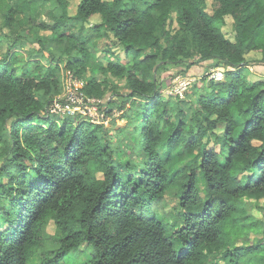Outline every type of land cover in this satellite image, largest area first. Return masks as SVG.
Listing matches in <instances>:
<instances>
[{
  "label": "trees",
  "instance_id": "16d2710c",
  "mask_svg": "<svg viewBox=\"0 0 264 264\" xmlns=\"http://www.w3.org/2000/svg\"><path fill=\"white\" fill-rule=\"evenodd\" d=\"M0 1V264H264V82L245 74L264 55V0ZM70 77L106 117L123 111L128 147L104 123L44 114ZM167 198L173 221L142 215Z\"/></svg>",
  "mask_w": 264,
  "mask_h": 264
},
{
  "label": "rangeland",
  "instance_id": "374dc122",
  "mask_svg": "<svg viewBox=\"0 0 264 264\" xmlns=\"http://www.w3.org/2000/svg\"><path fill=\"white\" fill-rule=\"evenodd\" d=\"M18 0H4L5 3L11 4V5H15V2H17ZM70 3V14H74L77 5L79 4L80 0H68ZM1 3V1H0ZM40 4V10H41V15L38 19V25H41L43 22L48 24V25H53V20L50 18L49 13L51 12H55V13H59V11L56 9L55 5L51 2H45V1H39ZM4 7L0 6V28H2L4 34L9 35L10 31L7 27H4L3 25V21H4ZM209 12H211V9H208ZM100 20V18L98 17H94L91 20V24H96L98 23ZM224 34L227 36V38L233 40L234 39V31H233V27H232V20L230 18H227L226 20V24L225 26L222 28ZM48 35V32H42V35ZM35 48V45L30 44L29 42L27 43V45L25 46V48L22 49H17V54H19L21 57H24V53H26L27 51H31ZM263 57L264 55L260 52H250L247 54L246 58L248 60V62L251 64V66L246 68V77L248 78V80L250 82H258V81H263L264 82V62H263ZM22 66V65H21ZM214 70V69H212ZM210 70V71H212ZM194 71H196V73H201L203 75H207L208 72H210L209 70L206 71L203 68H194ZM226 71V70H225ZM191 74H193V72H190ZM191 74H189L188 76H184V75H178L174 80L173 83H171L172 85L171 88H167L166 92L164 93V96L166 100H169L170 98H176L175 94V90L176 88L182 86L185 82H188L189 80H191V83H194L197 79H195L194 77L190 76ZM202 76V75H201ZM199 76V77H201ZM184 78H188L189 80H183ZM225 79H223L224 81ZM82 81V80H80ZM83 82V81H82ZM75 83H78V81H75ZM84 83V82H83ZM82 86V85H81ZM83 87V86H82ZM123 115V111H114L113 112V117H106L103 114H99V117H91L94 121H101L103 123H105V125L107 127H109L110 129H113L116 134H117V138L115 139V141L117 142L118 140L121 139H126L128 141V144L126 145L127 147L133 142L134 138L133 137H129L124 135V128H127L130 126L129 120L128 119H122L120 116ZM62 118V117H61ZM121 118V119H120ZM113 122H115L113 124ZM217 134H222V130H217L216 131ZM120 135V136H119ZM130 140V141H129ZM198 178L203 182V176L201 173H199ZM199 181V180H198ZM198 188L201 190L202 194L200 193L201 197L203 200L207 199V194L204 191L203 192V186L200 183ZM200 192V191H199ZM243 201H247L246 199H244ZM251 205L254 207H256V205L254 203H251ZM166 206V207H165ZM177 208H176V203L174 200H171L169 198L165 199L164 201H162V204H160V202H155L153 204V206L151 207L150 210H144L142 212V215L144 217H152V218H156L158 220H163V221H173L172 216L170 217V213H176ZM253 214H255L257 217L260 218H264V213H259V210H254ZM54 226L51 225L49 227V232H53ZM247 246V245H245ZM176 249H179V246H176ZM87 260V256L85 254H82L81 252L78 253L75 256L69 257L66 260V263H73L75 261H80L82 263L86 262ZM35 264H39L38 261L34 262Z\"/></svg>",
  "mask_w": 264,
  "mask_h": 264
},
{
  "label": "built area",
  "instance_id": "2783aa9c",
  "mask_svg": "<svg viewBox=\"0 0 264 264\" xmlns=\"http://www.w3.org/2000/svg\"><path fill=\"white\" fill-rule=\"evenodd\" d=\"M225 69L218 68L207 73L208 79L215 82L222 81L224 79ZM183 80H189L184 78ZM78 81V83H75ZM191 84V80L185 82L182 86L176 88L175 96L184 97V92ZM84 83L80 80L73 79L70 77L66 82V88L63 95L58 96L52 106L48 109L46 114L60 115L65 116H76L80 115L82 117H88L91 122L94 123H103L99 121H94L91 117H99V114H103L99 109L100 100L95 98H88L85 93L82 91V86ZM105 116V114H103ZM105 124V123H104Z\"/></svg>",
  "mask_w": 264,
  "mask_h": 264
}]
</instances>
